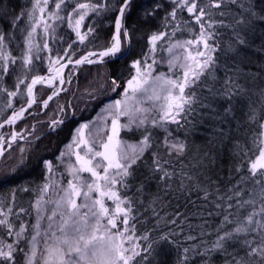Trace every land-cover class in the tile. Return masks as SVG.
Segmentation results:
<instances>
[{
    "label": "snow or ice",
    "instance_id": "snow-or-ice-1",
    "mask_svg": "<svg viewBox=\"0 0 264 264\" xmlns=\"http://www.w3.org/2000/svg\"><path fill=\"white\" fill-rule=\"evenodd\" d=\"M134 3L27 0L16 11L0 0V129H11L0 133V157L28 141L16 125L69 91L81 66H101L99 89L118 97L78 123L58 163L42 161L40 184L12 190L13 201L32 194L30 209L0 202V264H164L169 252L173 264H264V76L249 67L253 54L264 56V0H168L136 54L127 26ZM162 8L154 0L142 16ZM109 12L114 32L98 47L94 18ZM63 24L75 39L58 32ZM117 61L123 68L109 75ZM68 109L58 104L49 132ZM201 127L204 142H189ZM19 151L13 172L24 164Z\"/></svg>",
    "mask_w": 264,
    "mask_h": 264
},
{
    "label": "trees",
    "instance_id": "trees-1",
    "mask_svg": "<svg viewBox=\"0 0 264 264\" xmlns=\"http://www.w3.org/2000/svg\"><path fill=\"white\" fill-rule=\"evenodd\" d=\"M5 5H13L15 6V10L19 11L21 5H25L27 0H3ZM114 2L119 3V0H114ZM154 0H135L133 9L131 14L127 19V26L130 28H134L133 32V54H136L140 51L141 47L146 43V36L141 38L142 34H146L151 30H154L159 25V20L163 17L165 9L170 8L168 0H160V2L164 5V8L157 13L156 17H143V8L148 6L150 7L153 4ZM115 12L105 13L100 18H94L98 23L97 35L99 39L95 41L96 46H103V44L110 39L113 33V25L115 19ZM181 16L184 18L187 17V13H181ZM61 35H65L66 37H70L71 39H75V35L71 33V31L66 28H61ZM180 36V34H177ZM184 38H187L188 34H183ZM57 45H53V47H58ZM66 46V44L64 45ZM80 48V45H77ZM89 50V47H83V51L77 53V57L79 55H83ZM62 51V48H61ZM16 54V53H14ZM254 63L249 67L253 72H259L261 76H264V70L260 68V64L264 63V56L259 54H253ZM125 62L117 61L115 64L110 63L107 66V70L109 75H114L117 73L118 69H122ZM162 71H166V66H162L160 68ZM42 72L46 73V66L41 69ZM104 71V69L99 65H83L77 71L76 76L73 78L72 85L69 87V91L62 93L56 101L50 104V107L41 112L37 106H34L31 111L38 112V115L27 116L25 120L20 121L16 125V130L20 131L21 129H27L26 132L31 133L28 135V141H18L13 148L10 149L4 157L1 158L0 164L4 165L6 168L4 172L0 171V202L7 207L11 202L13 204L14 212H19L21 207L30 209V202L32 200L31 193L25 192H17L15 193V200H12V190L14 188H18L20 186H30L34 187L41 183L43 178V166L42 161L44 159L52 160L54 163H58L56 157L59 156L61 150L64 149L65 145L68 144L71 136L73 134L74 128L78 125V123L82 121H89L94 114L101 108L105 101L109 98L114 99L117 98L116 94L109 95V89L105 88L103 90L99 89V76L98 73ZM126 75V72H125ZM91 82V83H90ZM8 83L11 84V78H9ZM257 83H264V81H257ZM97 89L99 92V97L97 99H92L88 95L85 94V89ZM50 90L44 89L45 98L46 94ZM71 103L72 109H68L65 115L67 119L65 124L60 127L55 133L49 132L48 130V120L49 118H55L57 114V106L58 104L67 105ZM17 106L19 104L17 103ZM75 111V115H72V111ZM10 114V113H8ZM237 115H240V112H237ZM7 114L4 118H6ZM32 123L36 125L35 132H32ZM233 127L235 126V122H232ZM173 135L175 137L183 139L185 137V132L183 130H177L175 125L170 126ZM225 128L228 127L227 124L224 125ZM208 134L206 128H199L195 132L188 135L189 142L194 141L197 144H201L204 142L205 136ZM235 136H240L243 138L242 133H233ZM157 139L162 140L163 133L157 131L156 132ZM35 137H39V139H35ZM126 138L128 139H138V136L133 137L129 134ZM24 146L26 148V152L24 153V164L16 169L15 172L12 171L13 167L18 164L19 159L21 157V153L19 148ZM147 158L150 159V153L147 154ZM225 168L228 164L227 156L224 158ZM61 170V169H60ZM141 171H145L143 167ZM20 218L22 220H30L31 218L24 213H20ZM14 222L19 224V220L16 219L15 216L11 217ZM193 224L199 223V221L193 220ZM149 227L151 225H148ZM215 227V222H210V228ZM189 230L185 227V234H187ZM199 229L193 232L194 235H197ZM10 239V238H9ZM183 237H181V240ZM208 239H211L210 237ZM163 251V249H162ZM174 253L169 252L166 256L162 257L164 264H173ZM22 259V257H20ZM198 264V262H197Z\"/></svg>",
    "mask_w": 264,
    "mask_h": 264
},
{
    "label": "rangeland",
    "instance_id": "rangeland-1",
    "mask_svg": "<svg viewBox=\"0 0 264 264\" xmlns=\"http://www.w3.org/2000/svg\"><path fill=\"white\" fill-rule=\"evenodd\" d=\"M62 27H66L67 28V26H66V24H63V25H61V27L58 29V32L60 33L61 32V28ZM118 98V97H117ZM113 99V98H112ZM115 99V98H114ZM110 100V98L107 100V101H105L104 103H106V102H108ZM103 106V105H102ZM101 106V107H102ZM100 111V109L94 114V116L90 119V120H93V119H95V117H96V115H97V113ZM82 122H87V121H82ZM34 123H32L30 126H32ZM10 131H11V129L10 128H8V127H5L4 129H0V133H4V134H9L10 133ZM29 134V132H25V135H28ZM71 140V139H70ZM70 140H69V142H70ZM68 142V143H69ZM7 153V152H6ZM5 153V154H6ZM2 158V157H1ZM1 160V159H0ZM5 167H4V165L3 166H1V164H0V171L1 172H4L5 171ZM61 171H63V166H61Z\"/></svg>",
    "mask_w": 264,
    "mask_h": 264
},
{
    "label": "water",
    "instance_id": "water-1",
    "mask_svg": "<svg viewBox=\"0 0 264 264\" xmlns=\"http://www.w3.org/2000/svg\"><path fill=\"white\" fill-rule=\"evenodd\" d=\"M113 32H114V25H113ZM85 54V53H84ZM39 87V86H38ZM0 159H1V157H0Z\"/></svg>",
    "mask_w": 264,
    "mask_h": 264
}]
</instances>
